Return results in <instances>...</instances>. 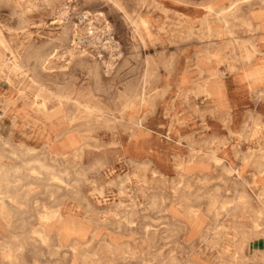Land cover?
Returning <instances> with one entry per match:
<instances>
[{"label": "rangeland", "instance_id": "obj_1", "mask_svg": "<svg viewBox=\"0 0 264 264\" xmlns=\"http://www.w3.org/2000/svg\"><path fill=\"white\" fill-rule=\"evenodd\" d=\"M52 1L0 0V152L11 149L9 138L26 151L24 141L37 148L26 158L69 168V183L51 195L41 173L12 188L19 195L11 199L13 221L1 222L0 264H11L5 247L15 264H169L171 256V264H264V217L255 228L251 208L221 209L228 200L243 205V192L254 207L262 204L264 0H242L232 33L208 6L230 9L236 0ZM250 70H259L256 78ZM141 90L145 102L134 96ZM44 98L50 112L58 109L53 116L39 107ZM132 100L133 109L125 108ZM84 103L115 120L91 114ZM130 116L141 125L135 134ZM71 120L91 145L82 157L56 159L58 124ZM136 134L151 159L147 168L132 163L122 144ZM59 207L64 218L49 224L53 236L45 244L32 232L46 224L39 217L47 208ZM242 231L251 234L243 238ZM76 239L93 241L75 254Z\"/></svg>", "mask_w": 264, "mask_h": 264}, {"label": "bare ground", "instance_id": "obj_2", "mask_svg": "<svg viewBox=\"0 0 264 264\" xmlns=\"http://www.w3.org/2000/svg\"><path fill=\"white\" fill-rule=\"evenodd\" d=\"M24 1V0H23ZM52 1V0H51ZM246 1H248V0H246ZM53 2V1H52ZM235 2V7L234 8H217V7H215L214 5H209L208 6V13L210 14H217V15H219L218 16V19L223 23V25H224V30L226 31V32H228V33H232L233 31H232V27H231V22H232V20L234 19V17L236 16H239V11H240V7H241V3L243 2L242 0H236V1H234ZM122 4V3H121ZM232 6V5H231ZM19 7V6H18ZM60 14V13H59ZM59 16V15H58ZM251 19V18H250ZM205 23L208 25V29L209 30H211V31H213V29L211 28V23H210V21H208V19H206L205 20ZM147 24V23H146ZM251 24V23H250ZM136 27V26H135ZM4 30V29H3ZM104 30V29H103ZM67 32V31H66ZM153 32V31H152ZM81 33V32H80ZM5 34V33H4ZM62 35V34H61ZM208 35V34H207ZM209 35H211V34H209ZM60 37V36H59ZM7 38H8V35H7ZM57 38V37H56ZM61 38V37H60ZM59 38V39H60ZM77 38V37H76ZM65 39V38H64ZM63 40V39H62ZM74 40V39H73ZM58 41V40H57ZM82 41V40H81ZM57 44V43H56ZM56 44H54V45H56ZM59 44V43H58ZM61 44V43H60ZM33 46V45H32ZM79 46V45H78ZM30 47V46H29ZM28 47V48H29ZM39 47V46H38ZM58 47V46H57ZM54 48V47H53ZM32 50H34V49H32ZM36 50V49H35ZM51 50V49H50ZM38 51V50H37ZM36 51V52H37ZM55 51V50H54ZM77 51V50H76ZM33 52H35V51H33ZM32 52V53H33ZM70 52V51H69ZM50 53H51V51H50ZM49 53V54H50ZM54 53V52H53ZM37 54V53H36ZM39 55V54H38ZM42 55H44V53L42 54ZM50 56H51V54H50ZM72 56V55H71ZM252 56H253V51L252 50H249V49H246V53H245V55H244V57L247 59V60H251L252 59ZM25 57V56H24ZM42 57V56H41ZM29 58H30V56H29ZM28 58V59H29ZM32 58V57H31ZM47 58V57H46ZM71 58V57H70ZM36 59V58H35ZM58 59V58H57ZM72 59V58H71ZM37 60V59H36ZM73 60V59H72ZM24 61H25V58H24ZM40 61V60H39ZM49 61V60H48ZM29 62H30V60H29ZM41 63V62H40ZM45 63V62H44ZM52 63V62H51ZM54 63V62H53ZM15 64H17L18 65V62L17 61H15ZM23 64H25V63H23ZM23 64H21V65H23ZM39 64V63H38ZM90 64V63H89ZM111 64V63H110ZM155 64H156V62H155ZM43 65V64H42ZM54 65V64H53ZM37 66H39V65H37ZM28 67H29V65H28ZM41 67V66H40ZM39 67V68H40ZM48 67H50V66H48ZM52 67H54V66H52ZM66 67V66H65ZM90 67V66H89ZM22 68H23V66H22ZM21 68V69H22ZM30 68V67H29ZM43 68H46V64H45V66L43 65ZM55 68V67H54ZM53 68V69H54ZM95 68V67H94ZM31 69V68H30ZM32 69H33V67H32ZM51 69V68H50ZM38 70V69H37ZM91 70V69H90ZM97 70V69H96ZM99 70V69H98ZM97 70V71H98ZM109 70V69H108ZM156 70V69H155ZM33 71H35L34 69H33ZM50 71V70H49ZM150 71V70H149ZM258 71L259 70H255V71H252V70H250L249 72H248V76H252V77H255L256 78V75H257V73H258ZM93 72V71H92ZM105 72V71H104ZM107 72V71H106ZM47 74V73H46ZM94 75V74H93ZM100 76H101V74H100ZM259 77V76H258ZM53 78H55V77H53ZM56 79V78H55ZM71 80V79H70ZM252 80H254V79H252ZM45 81V80H44ZM41 82V81H40ZM45 84V83H44ZM40 85H41V83H40ZM64 85V84H63ZM59 86H61V85H59ZM65 87H66V85H65ZM64 87V88H65ZM128 87V86H127ZM63 88V89H64ZM54 89H55V87H54ZM128 89V88H127ZM142 89V88H141ZM40 90V89H39ZM56 90H57V87H56ZM61 90V89H60ZM139 90V89H138ZM128 91H130L129 89L127 90V92ZM136 91V90H135ZM140 91V90H139ZM47 92H49V91H47ZM130 93H132V92H130ZM125 94V93H124ZM124 94H123V96H124ZM133 94V93H132ZM148 94V93H147ZM159 94H161V93H159ZM52 95H55V96H57L58 98H60V100L62 99V98H64V97H66L67 98V96L68 95H66V94H61V93H54V92H52ZM129 95V94H128ZM134 95V94H133ZM140 95V101L141 102H145V100H146V92L145 91H142L141 90V92H139V93H137L136 92V94L134 95V96H136V97H138ZM131 96V95H130ZM161 96V95H160ZM159 96V97H160ZM128 97V96H127ZM66 98H64V99H66ZM133 98V97H132ZM41 99V98H40ZM123 99V98H122ZM129 100V99H128ZM117 101V100H116ZM125 101V100H124ZM48 100H47V98H44L41 102H39L38 104H39V107L41 108V109H43V111L45 112V111H47L48 112V115L49 116H53L54 114H56V112H57V110L58 109H55V111H52V112H50V110H49V108H48ZM137 102V101H136ZM124 103V102H123ZM73 104V103H72ZM75 104V103H74ZM113 105V104H112ZM124 105H125V108H131V109H133V107H134V105H135V103H133V100L132 101H129V102H127L126 104L124 103ZM73 106V105H72ZM84 106H85V108H87L88 110H89V112L91 113V114H97V116H99V117H102L103 119H105V120H107V121H114L115 120V117H112V116H110V115H108V114H105V113H103V108L101 107V106H99V105H90V104H85L84 103ZM105 106V105H104ZM123 109V108H122ZM121 109V110H122ZM130 109V110H131ZM71 110V109H70ZM69 111V110H68ZM110 111V110H109ZM251 112V111H250ZM21 113V112H20ZM70 113V112H69ZM74 113V112H73ZM76 113V112H75ZM74 113V114H75ZM94 116V115H93ZM96 116V115H95ZM117 116V115H116ZM123 116V115H122ZM60 118V117H59ZM62 118V117H61ZM117 119V118H116ZM121 119V118H120ZM123 119V118H122ZM61 120V119H60ZM59 120V121H60ZM93 120V119H92ZM129 120V122L131 123V128H133L134 130H133V134H135V131L136 130H138V128L140 129V124H138L137 123V121H135V119L133 118V116H130V118L128 119ZM85 121V120H84ZM76 122V121H75ZM90 122V121H89ZM66 123V122H65ZM62 124V123H61ZM107 123H105V125H106ZM258 125V124H257ZM95 126V125H94ZM102 126V125H101ZM104 126V125H103ZM113 126V125H112ZM116 129V128H115ZM81 128H80V126H78L77 124L75 125V124H73V120H71L68 124H66V128L65 129H63V130H61L59 133H58V137H63V136H65V132H68V131H71V132H76V133H79V139L81 140V142H82V145L81 144H79V145H81V147L79 148V149H77L76 151H74L73 153H66V154H58V153H56L55 154V157H59V158H62V159H67L68 158V156H70V155H73L74 157H82V155H83V152H84V149L86 148V147H88V146H90L91 145V143H90V138H91V136L90 135H84V134H82L81 133ZM95 131V130H94ZM70 132V133H71ZM92 132V131H91ZM245 134V133H244ZM124 139V138H123ZM138 137H137V134L135 135V138H134V140H131L130 142H128V143H123L122 142V144H123V147H124V149H125V151L126 152H128L129 154H131L132 156L130 157V161L132 162V163H135V164H138L140 167H144V168H147L148 167V165H150L151 164V159H149L148 157H144L143 155L145 154L144 153V150H143V147L142 146H140L139 144H138ZM63 142V141H62ZM109 142H110V140H109ZM8 143V142H7ZM94 143V142H93ZM59 144H62V143H60L59 142ZM21 145H24L25 147H26V151H23V154H25V155H28V154H32V153H34L36 150H37V148L36 147H32V146H26L25 144H21ZM107 147V146H106ZM119 147V146H118ZM193 148V147H192ZM191 148V149H192ZM13 149V153L14 154H16V155H18V153H19V151L17 152V151H15V149L14 148H12ZM195 151V150H194ZM11 152V151H10ZM9 152V153H10ZM1 153V152H0ZM21 154V153H20ZM11 156V155H10ZM120 156V155H119ZM122 156V155H121ZM210 156L213 158L212 160H215V162H217V163H220V161L222 160V158L221 157H219V156H216L215 154H213V153H211L210 154ZM12 157V156H11ZM15 158H16V156H14ZM196 158H198V155L197 154H192L191 155V159H193V160H195ZM37 160V159H36ZM251 160V159H250ZM34 161V160H33ZM30 162V161H29ZM186 161H181L180 163H179V167H181L184 163H185ZM222 162V161H221ZM258 162V161H257ZM25 164H27V163H25ZM15 165V164H14ZM30 165V164H29ZM8 166H9V164H8ZM13 166V165H12ZM17 166H19V165H17ZM22 167V166H21ZM28 168V171H29V173H30V176L31 175H36V178H38V177H40V174L41 173H43L44 174V176H46L45 178H46V180L48 181L49 180V182H47V187H50V189H51V195H54L55 194V191L56 190H60L61 188H65L64 186H63V183H69V180H68V175H69V173H70V170H69V168H67V167H59V168H55L54 166H52V165H48V164H46V162H45V160H39V166H38V164H37V166H31V167H27ZM6 170L7 171H9L7 168H6ZM16 172H21V170H20V168H15L14 169ZM234 170V168L231 166V165H228V166H226V171H227V173H232V171ZM154 172H157L156 170H154ZM260 172L261 173H264V168H260ZM10 173V172H9ZM13 175H14V173H12ZM81 174V173H80ZM80 176V175H79ZM20 177H21V175H20ZM129 177V176H128ZM3 181V180H2ZM4 181H5V179H4ZM3 181V182H4ZM16 181H17V179H16ZM124 181V180H123ZM259 181L261 182V191H260V194H259V196L260 197H262V204L260 205V207H258V208H256V207H254L253 205H252V200L250 199L251 198V195H249L248 193H246V192H243V193H241V195H239V198H246L245 200H243L244 201V203H243V205H241V203H236L237 205L235 206V207H231V205H230V203H232V200H228V201H225V202H223V204L221 205V209H223V210H233V213L235 214V213H237V211L239 210V209H244V208H251V210L253 211V217H252V219H253V221L255 222H253L254 223V227L256 228V227H259L260 226V223H259V218H261V217H264L263 215H264V184L262 183V176H261V178L259 179ZM17 184V183H16ZM16 184H14L15 186H16ZM18 184H19V182H18ZM257 184V183H256ZM6 187V186H5ZM67 190H69V188H66ZM95 190H97L96 188H95ZM30 191H31V189H30ZM27 192V193H31V192ZM78 192V191H77ZM102 192V191H101ZM0 196H2V195H0ZM13 199H15V197H13ZM240 200V199H239ZM247 201H248V203H250V204H246L247 203ZM190 202V201H189ZM153 204L154 205H157L158 204V200L157 199H153ZM61 205V204H60ZM187 209H188V213L189 214H197V210L195 209V207L192 205V204H188L187 205ZM223 210H220L219 212H221V211H223ZM250 210V211H251ZM240 212V211H239ZM248 213V212H247ZM187 215V214H186ZM63 218H64V213L62 212V210L60 209V207L59 208H55V209H49V208H47V210L43 213V214H41L40 215V217H39V219L41 220V221H43V222H45L46 224L45 225H43L42 226V228L40 229V230H34L32 233L33 234H35V235H37L39 238H41L42 239V242L43 243H45V244H49V239L53 236V233L51 232V225H49V224H52V223H54V222H56V221H62L63 220ZM128 218V221H132L131 219H130V217L128 216L127 217ZM178 222L180 223L181 222V220H178ZM73 224V223H72ZM71 225V224H70ZM77 227H78V225H76ZM224 227L226 226V224H224L223 225ZM227 227V226H226ZM76 230V229H75ZM255 231H257V229H254V232ZM29 234V233H28ZM250 234H251V232H248V231H242V237L243 238H247V237H249L250 236ZM263 234V233H262ZM151 237V236H150ZM152 239H153V237H151ZM92 241H93V239L91 240V241H89V242H82V241H80L79 239H76L75 241H73V243L70 245V248H71V250L76 254L78 251H79V249L80 248H87L91 243H92ZM26 244V243H25ZM107 245L110 247V248H112L113 247V244L112 243H110V242H107ZM149 247L151 248L152 247V243L151 242H149ZM21 248V247H20ZM58 248H60V249H63L64 248V245L61 243L60 244V246H58ZM5 249V251L7 252V255H6V257H8L9 258V260H11V264H15L12 260L14 259L13 258V249L12 248H4ZM243 249H244V245L241 243V244H239V251L240 252H242L243 251ZM85 252H87V251H85ZM171 259L169 260V264H171L173 261H174V258H173V256H171L170 257ZM263 258H264V254H263ZM83 259V258H82Z\"/></svg>", "mask_w": 264, "mask_h": 264}, {"label": "crops", "instance_id": "obj_3", "mask_svg": "<svg viewBox=\"0 0 264 264\" xmlns=\"http://www.w3.org/2000/svg\"><path fill=\"white\" fill-rule=\"evenodd\" d=\"M7 99L10 103L14 102L13 98L10 96H8ZM4 114H5V112L0 114V119L3 117ZM20 116H23V114H22V112L20 113V111H18L16 113V117L19 118ZM58 127H59V129L62 128L61 130H63L66 128V124H64V123L58 124ZM70 132L71 131L65 132V136L60 138L59 142L62 143V144L58 143L60 145V148H58L57 150L56 149L51 150V153L54 155V157H55L56 153H58V154L73 153L74 151H76L77 149H79L81 147L82 142L79 139L80 138L79 133H76V132L70 133ZM7 142L11 145V149L9 151H6V149H4L0 153V195H2V196H0V226H2L1 222L7 221L8 223H11V221H13V218H14L13 208H12L13 202L11 199H13V197L17 198L19 193H17L16 190L12 191V188L16 189L17 187H19V185H17L18 184L17 182L24 179L25 177H35L36 178L35 175L30 176V173H29L27 167L30 165L36 166L37 164L39 166V160H44L43 158H41L38 155L31 157V158H26L27 155L23 154V151L19 150L18 147H16V145L14 143H12V138L4 140L5 144H8ZM22 143L25 144L26 146H32V145L25 143L24 141H21L19 144L21 145ZM78 143L81 145H79ZM1 145L2 144L0 143V146ZM32 147H35V146H32ZM12 148H14L15 151H17V152L19 151L18 155H20V156L16 157V158L22 159L23 164H15L14 165L11 163L8 166V163H6V161L3 162V160H2L3 157H5L7 155L12 156V153H13ZM12 158L15 159V157H13V156H12ZM55 158L60 159V160L62 159L59 157H55ZM25 163H27V164H25ZM17 165H19V166H17ZM21 166L26 170V172L24 171V169H22ZM6 168L9 171H7ZM15 168H21V172L20 171L16 172L14 170ZM12 173H14V175ZM20 175H21V177H20ZM4 179H5V181H4ZM16 179H17V181H16ZM14 184H16V186Z\"/></svg>", "mask_w": 264, "mask_h": 264}]
</instances>
